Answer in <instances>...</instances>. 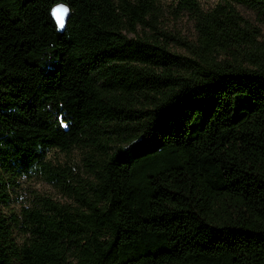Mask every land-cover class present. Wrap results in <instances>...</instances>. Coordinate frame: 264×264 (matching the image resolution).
<instances>
[{
    "label": "trees",
    "instance_id": "16d2710c",
    "mask_svg": "<svg viewBox=\"0 0 264 264\" xmlns=\"http://www.w3.org/2000/svg\"><path fill=\"white\" fill-rule=\"evenodd\" d=\"M165 3L193 42L159 31ZM238 6L264 17V0H0V264H264V39ZM75 148L83 177L49 159ZM33 177L72 203L3 212Z\"/></svg>",
    "mask_w": 264,
    "mask_h": 264
},
{
    "label": "rangeland",
    "instance_id": "374dc122",
    "mask_svg": "<svg viewBox=\"0 0 264 264\" xmlns=\"http://www.w3.org/2000/svg\"><path fill=\"white\" fill-rule=\"evenodd\" d=\"M213 5L214 1L204 2V7L206 9ZM61 10H65L63 12L62 24L57 18V13ZM238 10L245 18L251 20L260 28L262 38L264 39V17H259L256 12L243 6H238ZM53 14L56 18L59 29H62L65 24L68 10L58 6L53 9ZM158 29L161 32L171 34L176 39L184 42H193L196 35L194 19L189 14L179 13L172 3H165L163 5V10L158 17ZM177 41H170L171 48L177 52L184 53L185 48ZM49 159L57 166L72 167L75 174H78L81 177L85 176L84 156L80 149L75 148L70 153L54 150L49 153ZM38 195L49 196L54 200L63 203H72V199L66 192L50 184L42 177H33L22 178L20 180L19 188H17L12 194L11 203L6 207H1V209L5 213L19 212L24 206H32ZM16 237L19 242L24 241V236L18 232H16Z\"/></svg>",
    "mask_w": 264,
    "mask_h": 264
},
{
    "label": "snow or ice",
    "instance_id": "6c2138e0",
    "mask_svg": "<svg viewBox=\"0 0 264 264\" xmlns=\"http://www.w3.org/2000/svg\"><path fill=\"white\" fill-rule=\"evenodd\" d=\"M64 11L65 10H61V11H58V13H57V18L61 21V24L63 22V12Z\"/></svg>",
    "mask_w": 264,
    "mask_h": 264
},
{
    "label": "water",
    "instance_id": "95a60500",
    "mask_svg": "<svg viewBox=\"0 0 264 264\" xmlns=\"http://www.w3.org/2000/svg\"><path fill=\"white\" fill-rule=\"evenodd\" d=\"M62 8H64V9H66V10H67V8H66V7H62Z\"/></svg>",
    "mask_w": 264,
    "mask_h": 264
}]
</instances>
